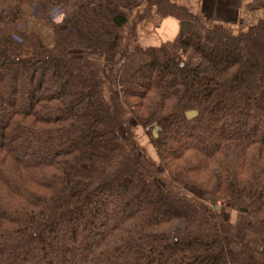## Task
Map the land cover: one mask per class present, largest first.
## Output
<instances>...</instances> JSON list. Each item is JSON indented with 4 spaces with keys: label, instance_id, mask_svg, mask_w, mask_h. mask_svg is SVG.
Wrapping results in <instances>:
<instances>
[{
    "label": "trees",
    "instance_id": "16d2710c",
    "mask_svg": "<svg viewBox=\"0 0 264 264\" xmlns=\"http://www.w3.org/2000/svg\"><path fill=\"white\" fill-rule=\"evenodd\" d=\"M139 6L203 39L113 45ZM33 15L51 47L19 30ZM192 188L249 217L260 245ZM0 264H264V18L228 35L168 0H0Z\"/></svg>",
    "mask_w": 264,
    "mask_h": 264
},
{
    "label": "crops",
    "instance_id": "0c3cea01",
    "mask_svg": "<svg viewBox=\"0 0 264 264\" xmlns=\"http://www.w3.org/2000/svg\"><path fill=\"white\" fill-rule=\"evenodd\" d=\"M170 3L186 8L198 17L204 25L228 35L244 32L248 27L264 18V0H168ZM142 6L127 12V23L118 31L115 41L128 53L133 48L158 47L162 43L173 42L183 36L203 39L201 29L194 23L161 18L156 9H150L143 20H138ZM34 21V22H31ZM22 29L26 33L38 34L47 47L54 44L51 29L42 22L32 19L24 21ZM101 63L100 58L94 59Z\"/></svg>",
    "mask_w": 264,
    "mask_h": 264
},
{
    "label": "rangeland",
    "instance_id": "374dc122",
    "mask_svg": "<svg viewBox=\"0 0 264 264\" xmlns=\"http://www.w3.org/2000/svg\"><path fill=\"white\" fill-rule=\"evenodd\" d=\"M58 12L56 10L49 11L48 22L52 24L61 23V13ZM7 16H9L10 18L13 17V14L11 13L10 10L7 11ZM27 19L40 21L44 25L48 26L49 29H51L52 31L51 26L45 20H42L38 16L36 17V15H33ZM24 21L21 24H19L18 27L19 30L22 32H24L22 29ZM187 116L192 117L193 113H189L187 114ZM128 124L130 126L131 133L134 136L136 148L143 156V159L145 160L147 165L150 166V168L154 171L155 174H157L158 177L160 176L159 178L161 180H163V176L166 177V174L159 167L158 155L155 149L153 148V146L150 144L149 139L146 137L144 130L138 125L136 120H133L131 117H128ZM156 133H157V129L155 128L153 131V135L155 136ZM123 134L124 133L121 134V141H124ZM233 159L234 158L231 159V162H233ZM156 182L158 183L159 187H161L164 190H167L166 186L163 184V181L158 180ZM84 185L85 184L82 182H76L71 188V194L74 195L78 194L81 191V189L84 187ZM189 191L193 197H196L197 199L201 200L205 205H207V207L218 210L219 219L228 227L234 238H236L238 241L242 243H249L254 247H258L260 245L259 239L255 237L251 232L253 222L249 217L231 210L227 206L226 202L217 201V199H215L211 195L202 194L201 192H199L194 188L190 189ZM172 231L173 230H171L170 232Z\"/></svg>",
    "mask_w": 264,
    "mask_h": 264
},
{
    "label": "built area",
    "instance_id": "2783aa9c",
    "mask_svg": "<svg viewBox=\"0 0 264 264\" xmlns=\"http://www.w3.org/2000/svg\"><path fill=\"white\" fill-rule=\"evenodd\" d=\"M53 10H56L58 13H61V22L64 20V15H63V13L59 10V9H52L51 11H53Z\"/></svg>",
    "mask_w": 264,
    "mask_h": 264
}]
</instances>
